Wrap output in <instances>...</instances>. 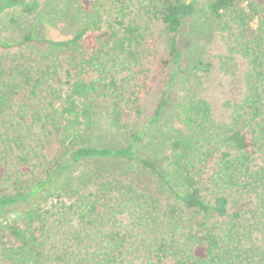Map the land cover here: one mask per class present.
I'll return each instance as SVG.
<instances>
[{
	"label": "trees",
	"instance_id": "trees-1",
	"mask_svg": "<svg viewBox=\"0 0 264 264\" xmlns=\"http://www.w3.org/2000/svg\"><path fill=\"white\" fill-rule=\"evenodd\" d=\"M46 10L67 39L14 34ZM0 260L6 264H264V0H0ZM186 21L246 64L215 116L185 92L177 127L125 144ZM12 31V32H11ZM166 49V52L164 51ZM204 72L209 65L198 62ZM116 142V143H115ZM141 144L150 153L138 149ZM20 209L17 221L3 219Z\"/></svg>",
	"mask_w": 264,
	"mask_h": 264
},
{
	"label": "rangeland",
	"instance_id": "rangeland-1",
	"mask_svg": "<svg viewBox=\"0 0 264 264\" xmlns=\"http://www.w3.org/2000/svg\"><path fill=\"white\" fill-rule=\"evenodd\" d=\"M107 9H112L113 0H100ZM7 15L0 19V29H7ZM17 23L12 25L14 34H21L29 29L35 38H51L56 40L69 38L77 29V23L66 21L55 15H49L42 10L36 17L23 19L18 18ZM12 32V31H11ZM166 52V49H164ZM179 61L174 64L168 57V66L163 73L157 70L151 79V92L144 100V113L140 118L135 117L130 111H125L122 117L124 129L122 135L116 140L119 144H125L131 134L143 133V140L151 131L153 124L149 125L152 111L157 105L158 96L165 93L167 105L162 111L158 125L164 130L169 127H177L176 105L185 92L192 91L205 98L212 106L215 116L225 114L222 104L225 101L238 102L243 94V75L246 64L236 59L237 66L234 73L227 74L221 70L220 63L224 51L216 37L203 36L197 28H193L190 21H186L178 34ZM202 61L209 65V71L204 72L198 67ZM115 142V143H116ZM143 152L150 153L144 144L138 148ZM18 207L7 210L3 219L7 221H19ZM0 264H6L0 260Z\"/></svg>",
	"mask_w": 264,
	"mask_h": 264
}]
</instances>
